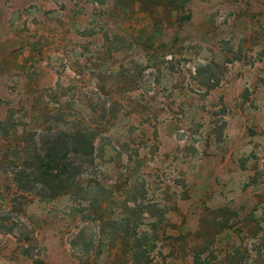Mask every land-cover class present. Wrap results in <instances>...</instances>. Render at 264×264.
<instances>
[{
    "label": "rangeland",
    "instance_id": "374dc122",
    "mask_svg": "<svg viewBox=\"0 0 264 264\" xmlns=\"http://www.w3.org/2000/svg\"><path fill=\"white\" fill-rule=\"evenodd\" d=\"M142 31L150 49L134 41ZM154 49L162 71L145 61ZM96 80L114 86L118 114L128 96H155L144 202L169 209L152 264H264V0H0V119L15 108L21 130L59 93L77 122ZM128 124L98 140L135 150L142 138L125 141L142 127ZM119 168L103 167V182L123 183ZM113 189L105 213L68 197L23 208L0 170V264H133L111 217L129 195Z\"/></svg>",
    "mask_w": 264,
    "mask_h": 264
},
{
    "label": "trees",
    "instance_id": "16d2710c",
    "mask_svg": "<svg viewBox=\"0 0 264 264\" xmlns=\"http://www.w3.org/2000/svg\"><path fill=\"white\" fill-rule=\"evenodd\" d=\"M179 1L186 5L191 0ZM184 17V21H189L192 16L188 13ZM143 36L142 31L141 35L134 39L135 43L139 46L146 44L150 49L152 34L146 35L145 39ZM145 61H153V66L159 70L162 68L160 63L156 64L159 61L156 49L148 53ZM122 75L128 84L134 85V88H129L128 91H138L141 75L132 69L122 72ZM209 81L213 82L210 79ZM94 85L93 93L86 100L87 105H82L83 115L77 116V122H65L69 108L62 102L63 96L59 93L49 97L53 105L51 108L44 107V110L31 116L30 126L25 124L21 130L16 124L21 118L16 117L15 108H7L4 118L0 119V131L6 135L2 138L3 142H0V170L8 178L18 197V204L23 208L28 205V200L54 202L68 197L72 206L78 210L86 202H92V205L105 213L107 203L112 202L114 198L113 188L121 185L123 194L129 197L122 204L123 210L119 209L117 216H111L114 220L116 217L119 223L116 234L129 245L128 252L133 264H152L155 254H161L158 248V227L164 226L165 215L169 209L161 203L147 206L144 202L145 182L141 174L150 164L146 151L149 138L146 137L144 127L149 126L155 118L152 111L155 96H150V91L142 95L128 96V108L122 109L123 114H118L116 106L121 98L111 92L114 86H106L105 82L100 83L98 80ZM213 86L208 87L212 89ZM103 96L108 100L103 102ZM123 119L129 120V127H142V137L127 136L128 140L125 141L126 144L133 142L136 145L141 141L135 150H130L129 147L118 149L112 142H108L111 140L110 128L116 121ZM66 123L69 128L59 126ZM133 132L131 128L129 135ZM103 136H106L108 141L98 140ZM138 137L142 140L137 143ZM119 165L118 173L124 177L123 183L120 184L118 180L112 183L103 182V167L113 171ZM98 190H103L109 195L108 198L92 194ZM161 232L166 233L164 229ZM25 237L28 244H24L22 249L30 245L27 238L29 233H26ZM24 255L33 259L30 253L26 252ZM35 262L33 260V263ZM200 263L201 258L194 254L192 264Z\"/></svg>",
    "mask_w": 264,
    "mask_h": 264
}]
</instances>
